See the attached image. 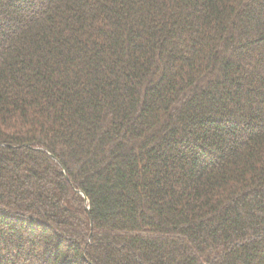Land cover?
Masks as SVG:
<instances>
[{
    "label": "trees",
    "instance_id": "trees-1",
    "mask_svg": "<svg viewBox=\"0 0 264 264\" xmlns=\"http://www.w3.org/2000/svg\"><path fill=\"white\" fill-rule=\"evenodd\" d=\"M0 264H264V0H0Z\"/></svg>",
    "mask_w": 264,
    "mask_h": 264
}]
</instances>
